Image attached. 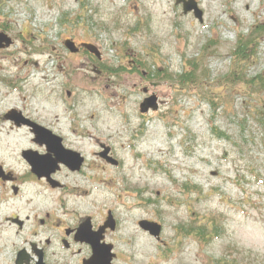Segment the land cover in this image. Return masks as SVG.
Returning <instances> with one entry per match:
<instances>
[{
    "label": "rangeland",
    "instance_id": "374dc122",
    "mask_svg": "<svg viewBox=\"0 0 264 264\" xmlns=\"http://www.w3.org/2000/svg\"><path fill=\"white\" fill-rule=\"evenodd\" d=\"M198 3L203 23L178 0H20L4 9L40 63L12 71L30 73L24 89L42 114L55 109L44 42L101 46L112 71L82 62L73 79L82 114L125 167L75 175L78 202L94 215L113 210L121 223L113 239L132 264H264V0ZM186 71L193 77L183 83ZM153 92L159 109L141 114ZM96 150L85 149L91 164L100 163ZM141 219L163 226L159 239Z\"/></svg>",
    "mask_w": 264,
    "mask_h": 264
},
{
    "label": "flooded vegetation",
    "instance_id": "af4514ba",
    "mask_svg": "<svg viewBox=\"0 0 264 264\" xmlns=\"http://www.w3.org/2000/svg\"><path fill=\"white\" fill-rule=\"evenodd\" d=\"M11 1L20 0H0V264H132L130 257L120 258L113 239L121 231L113 210L109 208L105 216L100 210L94 215L78 202L75 175L125 167L116 145L101 141L98 124L89 123L82 114V90L73 79L82 62L90 72L110 73L103 63L105 54L97 44V55L82 45L92 41L77 42L72 37L59 41L61 49L44 42L41 48L51 52L43 80L55 109L40 113L33 107L32 92L24 89L30 73L12 71L22 68V63L36 67L40 63L28 59L24 27L14 28L12 12L4 11ZM69 38L80 47L77 55L64 44ZM74 56L82 57L81 61ZM111 108H116L115 104ZM90 143L97 147L93 153L99 164H91L85 153ZM142 220L137 226L146 232L139 225ZM94 240H99V254L92 245Z\"/></svg>",
    "mask_w": 264,
    "mask_h": 264
},
{
    "label": "water",
    "instance_id": "95a60500",
    "mask_svg": "<svg viewBox=\"0 0 264 264\" xmlns=\"http://www.w3.org/2000/svg\"><path fill=\"white\" fill-rule=\"evenodd\" d=\"M178 3L183 4V9L185 13H189V12H193L194 16L199 19V21L202 23L204 21L203 19V11L199 8L198 6V2L196 0H178ZM0 41H1V34H0ZM65 45L71 49V51L76 52V50H79V47H76L74 42L69 40L65 41ZM86 47H88L90 49L91 52L97 53L96 50L93 49V46L87 44L84 45ZM76 47V48H75ZM157 97L154 96H150L149 98H146L144 100V103L141 105V111L147 112L148 110H150V108H152L154 111L158 109L157 107ZM140 226L143 227L146 231L149 232V234H151L152 236H156L158 237V239L160 238V232L162 229V226L159 225L157 222L151 221V220H142L140 221ZM92 245L94 246L96 252L99 254L101 253L100 247H99V240H94V242H92ZM111 247L109 246L108 249H110Z\"/></svg>",
    "mask_w": 264,
    "mask_h": 264
},
{
    "label": "trees",
    "instance_id": "16d2710c",
    "mask_svg": "<svg viewBox=\"0 0 264 264\" xmlns=\"http://www.w3.org/2000/svg\"><path fill=\"white\" fill-rule=\"evenodd\" d=\"M239 51H243L242 49H238ZM192 78L193 77V73L192 72H185L183 76H181L180 78V81H182L183 83L186 82L187 78ZM204 232L205 230H196V233L199 234V235H203L204 236Z\"/></svg>",
    "mask_w": 264,
    "mask_h": 264
}]
</instances>
